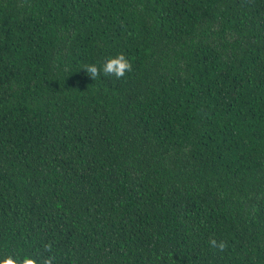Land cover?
<instances>
[{"label": "trees", "instance_id": "1", "mask_svg": "<svg viewBox=\"0 0 264 264\" xmlns=\"http://www.w3.org/2000/svg\"><path fill=\"white\" fill-rule=\"evenodd\" d=\"M46 244L264 264V0H0V257Z\"/></svg>", "mask_w": 264, "mask_h": 264}, {"label": "clouds", "instance_id": "2", "mask_svg": "<svg viewBox=\"0 0 264 264\" xmlns=\"http://www.w3.org/2000/svg\"><path fill=\"white\" fill-rule=\"evenodd\" d=\"M81 69L85 70L86 74L94 81L100 77L101 73L105 77L122 79L127 73L133 70V64L129 58L123 53H120L114 57L108 58L101 65L96 63L84 64ZM208 244L211 249L220 252H224L228 248V243L225 240L212 238L208 241ZM43 251L47 253V255H42L39 260L29 255H24L23 257L7 255L0 257V264H54L57 257L53 253L52 245L46 244Z\"/></svg>", "mask_w": 264, "mask_h": 264}]
</instances>
